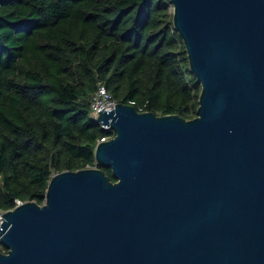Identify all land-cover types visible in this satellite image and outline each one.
<instances>
[{"label":"water","instance_id":"water-1","mask_svg":"<svg viewBox=\"0 0 264 264\" xmlns=\"http://www.w3.org/2000/svg\"><path fill=\"white\" fill-rule=\"evenodd\" d=\"M197 116L99 111L115 135L0 225V264H264V0H170Z\"/></svg>","mask_w":264,"mask_h":264},{"label":"trees","instance_id":"trees-1","mask_svg":"<svg viewBox=\"0 0 264 264\" xmlns=\"http://www.w3.org/2000/svg\"><path fill=\"white\" fill-rule=\"evenodd\" d=\"M100 84L140 112L197 116L201 85L170 0H0V210L43 205L64 171L116 181L95 160L115 135L91 116Z\"/></svg>","mask_w":264,"mask_h":264},{"label":"built area","instance_id":"built-area-1","mask_svg":"<svg viewBox=\"0 0 264 264\" xmlns=\"http://www.w3.org/2000/svg\"><path fill=\"white\" fill-rule=\"evenodd\" d=\"M134 102H130V105H133ZM117 105V102L115 101V99L113 98V96L111 95V93L107 90V88L100 84L97 88V90L93 93L92 97H91V104H90V109H91V116L97 120V118L99 117V111L102 110H110V109H115V106ZM102 127L106 130H110L111 127L110 126H105L103 125L101 122H99ZM109 139V138H107ZM22 202L21 201H17V205H20ZM16 205V206H17ZM5 211L0 210V225L3 222V216L2 214H4ZM3 218V219H2Z\"/></svg>","mask_w":264,"mask_h":264}]
</instances>
